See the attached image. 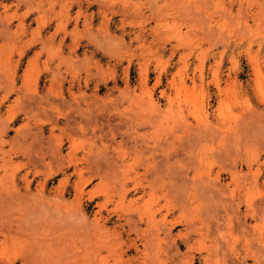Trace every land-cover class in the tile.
I'll list each match as a JSON object with an SVG mask.
<instances>
[{
    "label": "rangeland",
    "instance_id": "374dc122",
    "mask_svg": "<svg viewBox=\"0 0 264 264\" xmlns=\"http://www.w3.org/2000/svg\"><path fill=\"white\" fill-rule=\"evenodd\" d=\"M0 150V264H264V0H0Z\"/></svg>",
    "mask_w": 264,
    "mask_h": 264
},
{
    "label": "bare ground",
    "instance_id": "6f19581e",
    "mask_svg": "<svg viewBox=\"0 0 264 264\" xmlns=\"http://www.w3.org/2000/svg\"><path fill=\"white\" fill-rule=\"evenodd\" d=\"M4 26H5V25H4ZM5 30H6V29H5ZM7 30H8V29H7ZM5 33H6V32H5ZM9 33H10V31H9ZM6 35H7V34H6ZM1 133H2V132H1ZM1 138H2V136H1ZM7 140H8V139H7ZM1 150H2V149H1ZM1 150H0V151H1ZM1 158H2V155H1ZM3 158H4V157H3ZM5 160H6V158H5ZM232 169H233V168H232ZM238 172H239V171H238ZM238 172H237V174H238ZM249 172H250V171H249ZM235 173H236V171H235ZM255 175H256V173H255ZM232 176L234 177V174H233ZM237 177H238V176H237ZM251 177H252V176H251ZM235 179H236V178H235ZM235 179H234V181H236ZM207 180H208V179H207ZM204 181H205V180H204ZM255 181H256V180H255ZM218 182H219V181H218ZM216 183H217V182H216ZM255 183H257V182H255ZM206 184H208V183H206ZM206 184H205V185H206ZM257 184H258V183H257ZM210 186H211V184H210ZM213 186H214V184H213ZM215 186H216V185H215ZM205 187H206V186H205ZM211 187H212V186H211ZM207 188H208V186H207ZM205 189H206V188H205ZM209 190H210V189H209ZM221 190H222V189H221ZM223 190H224V189H223ZM211 191H212V190H211ZM214 192H215V191H214ZM224 196H225V195H224ZM261 205H262V204H261ZM261 210L263 211V209H261ZM262 211H261V212H262ZM119 217H120V216H119ZM128 217L130 218V216H128ZM245 217H246V216H245ZM143 218H144V217H143ZM133 220H134V219H132V221H133ZM226 220H227V219H226ZM240 220H241V219H240ZM218 221H219V220H218ZM244 221H245V219H244ZM244 221H243V222H244ZM133 222H134V221H133ZM133 222H132V223H133ZM206 222H207V220H206ZM219 222H220V221H219ZM134 223L136 224V222H134ZM174 223H176V222H174ZM209 223H210V222H209ZM221 223H222V222H221ZM231 223H232V222H231ZM128 224H129V222H128ZM207 224H208V223H207ZM211 224H212V223H211ZM245 224H247V223H243V225H245ZM172 225H173V224H172ZM174 225H175V224H174ZM193 226H194V224H192V228H193ZM202 226H203V225H202ZM217 226H218V225H217ZM220 226H221V225H220ZM130 227H131V225H130ZM188 227H189V226H188ZM188 227H187V229H188ZM195 227H196V226H195ZM222 227H223V226H222ZM225 227H226V226H225ZM244 227H245V226H244ZM132 228H133V227H132ZM166 228H167V227H166ZM170 228H171V227H170ZM170 228H169V229H170ZM192 228H191V229H192ZM209 228H211V227H209ZM216 228H217V227H216ZM218 228H219V227H218ZM246 228H247V226H246ZM250 228H251V227H250ZM167 229H168V228H167ZM161 230H162V229H161ZM192 230H194V229H192ZM197 230H198V229H197ZM211 230H212V229H211ZM220 230H221V228H220ZM163 231H164V230H163ZM213 231H214V230H213ZM245 231H246V230H245ZM214 232H215V231H214ZM247 232H248V231H246V234H247ZM170 233H171V232H170V230H169V234H170ZM249 233H250V230H249ZM153 234H155V233H153ZM165 234H166V233H165ZM219 234H220V232H219ZM261 234H262V233H261ZM216 235H217V233H216ZM221 235H222V234H221ZM147 236H148V235H147ZM155 236H156V235H155ZM219 236H220V235H219ZM166 237H168V236L166 235ZM161 238H163V237H161ZM213 238H214V237H213ZM164 239H165V236H164ZM166 239H167V238H166ZM172 239H173V238H172ZM214 239H215V238H214ZM223 239H224V238H223ZM156 240H157V239H156ZM169 240H171V239H169ZM182 240H183V239H182ZM218 240H219V239H218ZM219 241H220V240H219ZM98 242H100V241H98ZM146 242H147V241H146ZM106 243H107V242H106ZM109 243H110V242H109ZM185 243H187V242H185ZM107 244H108V243H107ZM103 245H104V244H103ZM160 245H161V244H160ZM104 246H105V245H104ZM204 260H205V259H204ZM244 260H245V259H244ZM188 262H189V261H188ZM190 262H191V261H190ZM190 262H189V263H190ZM191 263H192V262H191ZM241 263H242V260H241ZM206 264H207V263H206ZM235 264H236V263H235Z\"/></svg>",
    "mask_w": 264,
    "mask_h": 264
}]
</instances>
